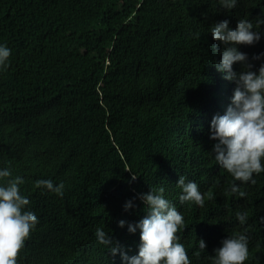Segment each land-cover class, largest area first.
I'll list each match as a JSON object with an SVG mask.
<instances>
[{
    "label": "trees",
    "instance_id": "16d2710c",
    "mask_svg": "<svg viewBox=\"0 0 264 264\" xmlns=\"http://www.w3.org/2000/svg\"><path fill=\"white\" fill-rule=\"evenodd\" d=\"M258 17L264 0H239L231 11L218 0H0V43L12 50L0 71V167L24 178L39 218L18 264H122L96 230L137 254L139 231L117 222H137L146 208L123 204L161 187L184 215L177 235L191 264H211L221 240L244 232V264H264V173L241 185L246 197L229 194L234 178L217 169L209 140L235 87L213 64L212 45H221L209 26ZM239 48L251 58L264 39ZM180 175L211 194L203 207L180 202ZM39 179L63 182L64 195L35 188ZM238 211L249 213L247 224Z\"/></svg>",
    "mask_w": 264,
    "mask_h": 264
},
{
    "label": "clouds",
    "instance_id": "9594fccd",
    "mask_svg": "<svg viewBox=\"0 0 264 264\" xmlns=\"http://www.w3.org/2000/svg\"><path fill=\"white\" fill-rule=\"evenodd\" d=\"M238 3L239 0H218L219 7L228 11L235 9ZM262 24L264 17H258L255 25L248 18L237 19L235 27L231 26L230 19H223L208 29L212 39L221 45L219 51L214 43L212 45L213 64L224 80L235 84L223 114H215L210 121L209 140L214 142L210 153L214 155L217 169L223 168L234 178L226 191L241 198L248 195L241 185L255 184L254 175L264 173V52L250 58L239 46H252L264 39V32L257 30ZM195 35L199 37L200 34ZM11 54L12 50L0 43V71L8 67ZM253 61L260 62L256 70H253ZM235 64L241 66L240 71L234 70ZM137 178L131 173L129 183ZM24 183L22 176L13 177L10 168L0 167V264H18L19 251L39 223L37 214L31 210L30 199L21 192L20 186ZM176 185L181 189V203L194 202L203 207L205 196L211 197L183 175ZM34 186L61 197L64 195L63 182L57 184L52 179H39ZM137 199L146 208V215L137 222L125 219L117 222L119 228L126 227L130 234L139 231L137 254L130 256L126 246L103 228L95 233L99 244L106 246L113 258L119 255L122 264H191L177 235L185 226L184 215L165 196L164 189L149 188L148 192L138 193L123 204L124 211L134 209ZM236 218L245 225L249 213L238 211ZM198 246L206 250L205 240L198 239ZM213 252L211 264H244L250 255L249 237L246 232L227 236Z\"/></svg>",
    "mask_w": 264,
    "mask_h": 264
},
{
    "label": "bare ground",
    "instance_id": "6f19581e",
    "mask_svg": "<svg viewBox=\"0 0 264 264\" xmlns=\"http://www.w3.org/2000/svg\"><path fill=\"white\" fill-rule=\"evenodd\" d=\"M220 48H218L217 50L219 51Z\"/></svg>",
    "mask_w": 264,
    "mask_h": 264
}]
</instances>
